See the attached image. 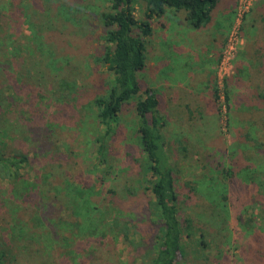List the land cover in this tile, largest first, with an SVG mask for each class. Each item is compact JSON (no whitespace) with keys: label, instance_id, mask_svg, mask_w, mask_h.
<instances>
[{"label":"trees","instance_id":"obj_1","mask_svg":"<svg viewBox=\"0 0 264 264\" xmlns=\"http://www.w3.org/2000/svg\"><path fill=\"white\" fill-rule=\"evenodd\" d=\"M216 2L108 0V8L97 13L103 28L101 39L104 49L91 61L104 68L106 79L103 81L102 92L95 94L91 101L95 120L103 133L94 137L97 163L91 166L89 172L107 164L109 139L125 111L130 110L135 119L134 132L141 153L140 158L135 159L138 191L127 187L126 197L119 198L112 187L94 191L95 184L101 187L104 185L106 175L113 176L110 171L102 175L97 173L94 181L88 185L84 182L82 186L74 183L72 178L76 164L67 166L59 182L53 181L50 171H35V177L27 173L26 168L31 167L32 160L27 151L20 147L19 138L32 139L37 130H43L45 113L39 104L50 93L49 100L62 103L57 105L56 110L64 108L71 98L69 95L73 98L79 96L85 82L75 78L67 83L65 78L68 76L64 70L57 77H51L52 84L49 87L56 89H51L53 92L48 89V93H44L48 86L45 85L46 79L44 82L43 79L50 76L45 69L44 73L40 71L37 74V79L41 80L39 87L36 83L27 84L29 67L22 70L16 66L8 53L5 54L3 46L4 38L10 32L9 22L17 16L16 9L9 14L0 9V183L6 189L0 191V264H86L88 255H100V241L106 235L101 227L109 215L113 231L125 246L132 247L134 255L140 258L139 264H185L188 256L185 241L193 238L198 231L196 242L199 248H207L203 240L206 237L213 244V230H222L227 218L224 202L227 187L230 184L236 185V172L232 167L225 171L221 169V177L217 182H214L213 177L202 179L201 182L188 180L184 183L185 189H178L174 168L164 148L159 98L152 88H143L137 76L146 66V39L152 33V20L160 18L167 9L182 10L187 25L191 29H200L209 23ZM59 6L66 13L64 17L69 19L67 12L70 8L65 4ZM136 11L140 13L138 19ZM42 45L48 50L49 58L46 60L50 67L59 59L58 53L51 43H39V46ZM74 69L80 72L78 65ZM15 73L20 75L24 84H16L11 80ZM60 77L63 81H57ZM215 81L212 91L214 101L217 98ZM22 92L25 96L22 94L23 100L18 103L14 96ZM49 122L52 125V120ZM50 134L48 142L44 141V145L36 144L37 148L34 149L37 154L55 152L50 156L54 158L58 154L55 146L58 136L54 131ZM34 142L39 143L38 140ZM185 143L186 140L176 143L182 156L187 155V145H183ZM199 168L204 169V166L199 165ZM245 169L250 173L258 170L251 166ZM243 174L242 179L251 185L255 184L264 196V180H257L251 175L249 177L244 171ZM213 189H220L216 199H213ZM100 193H103L101 202L91 199ZM125 203L137 207L136 219L121 218L126 212ZM55 205L64 215H52V207ZM216 209L225 213V220L219 227L213 221V217L218 218L220 214ZM43 216L49 221V234L51 232L57 246L51 254L44 250L40 240L42 232L39 228L46 224ZM95 259L92 264H107L102 256Z\"/></svg>","mask_w":264,"mask_h":264},{"label":"rangeland","instance_id":"obj_2","mask_svg":"<svg viewBox=\"0 0 264 264\" xmlns=\"http://www.w3.org/2000/svg\"><path fill=\"white\" fill-rule=\"evenodd\" d=\"M0 3V9L6 14L16 9L17 16H14L12 22H9L10 32L5 36L3 46L5 54L8 53L16 66L18 65L22 70L29 67L27 84L36 83L39 87L41 80L37 79V74L40 71L44 73L45 69L50 76L47 75L43 79V82L46 79L45 85L48 86L47 88L43 87L46 88L44 93H48V89H56L49 87L52 84L51 77H57L56 75L64 70L68 76L65 78L67 83H71L75 78L85 82L80 95L76 98L69 95L71 98L66 102L64 108L56 110L57 105L62 103L49 100L50 93L39 104L45 113V122L43 130H37L32 136V139L38 140L39 143L32 139L21 138V136L19 138L20 147L27 151L28 157L32 160L31 167L26 168L27 173L31 177H35V171H50L53 181L59 182L62 175L66 173L67 166L76 164L72 174L76 184L82 186V183L86 182L88 185L94 181V176L97 173L102 175L110 171L113 176L106 175L104 185L101 187L98 183L95 184L94 191L112 187L117 191L118 198L119 196L126 197L127 187L138 191L135 181L137 171L135 159L140 158L141 153L134 132L136 129L135 119L130 110L122 113L115 133L109 139L106 153L107 164L94 172H89L92 169L91 166L97 163L94 137L103 133V129L97 125L95 120V111L91 106V101L95 94L102 92L103 81L106 79L104 68L94 65L91 60L96 54L100 55L104 49L101 39L103 28L97 19V13L108 8V0H0ZM254 3L248 14L253 9ZM60 4H65L70 8L67 12L69 19L64 17L66 13L59 6ZM235 4H237V0ZM135 15L137 19L140 18L139 11H136ZM245 18L239 26L235 50L221 70L220 59L226 46L229 30L220 50L215 79L218 72L223 70L221 76L224 79L222 84L224 99L216 98L214 101L215 110L211 109L216 118L211 123L209 120L204 123L205 127L203 128L210 131L212 135L205 137L200 132L190 130L185 121L180 122L175 119H171L170 125L166 124L161 129L165 137L164 148L169 162L174 168L178 189H185L183 188L184 183L188 180L201 182L202 179L207 180L213 177L214 182H217L221 177V169L225 171L232 167L236 172V185L230 184L227 187L226 201L224 202L227 218L224 227L218 232L213 230V244L208 237L203 239L207 244L206 249H201L197 245L198 230L193 238L185 241L184 245L188 250L185 264H264V196L255 184L251 185L249 181L242 179L244 171L249 177L251 175L257 180H264V68L261 69L263 72L260 71L259 75L245 72L241 76L237 75L236 68L237 55L245 44L242 31ZM3 19L5 20V17ZM260 23L264 24V16ZM217 32L219 33L218 29ZM261 33L260 28L259 38H261V44L264 45V34ZM212 35L213 30L209 35L204 34L202 39H211ZM42 42L44 44L51 43L59 56L57 62L50 67L47 66L46 60L49 58L48 50L45 45L39 46V43L42 44ZM210 48L209 44L204 43L203 47L197 50L198 54L193 59L191 70L199 69L201 71V63L205 60ZM262 49L264 51V46ZM173 62L177 66L180 63L179 57H175ZM77 65L80 72L74 69V66ZM252 68L253 66L249 67V70ZM144 76V70L137 76L141 86L148 82L146 78H143ZM173 78L176 82L183 78L181 65L175 70ZM233 79L239 84L237 86L239 91L236 90L239 98L234 101L235 103L233 102L234 104L228 86V82ZM256 79L261 81L257 86L259 87L258 97L254 89L257 83ZM11 80L16 84H24L17 73L12 75ZM57 81L63 80L60 77L57 78ZM51 92L53 91L51 90ZM22 94L25 96L23 92L15 95L17 97L14 96L18 103L23 100ZM159 102L161 104L162 99H159ZM76 105L79 107L77 108ZM174 115L171 112L170 117L173 118ZM50 119L52 125L49 122ZM182 126H185V129L180 132L179 129ZM214 130L216 132H213ZM53 131L58 136L55 141L57 156L50 158L55 152L48 155L37 154L34 149L37 148L35 145H44V141L48 142V136ZM183 140L187 141L183 144L187 145V155L185 156H182L176 148V143ZM69 152H71L70 155ZM199 165L204 166V169H200ZM248 166L254 169L257 167L258 170L250 173L245 169ZM210 189L212 190V186ZM0 191H6L2 183H0ZM219 194L220 189H213V199H216ZM102 196L103 193H100L92 196L91 199L101 202ZM125 209V215L121 218L136 219L135 212L138 211L136 206L125 203ZM52 210V215H64L56 205L52 207ZM101 210L104 211V209ZM216 212L220 214L217 215L218 218L214 216L213 221L216 227H219L225 220V213L218 209ZM112 215L115 216L114 213ZM43 219L48 226L44 224L39 228V231L42 232L40 240L45 247L44 250L51 254L57 246L54 244L53 240L55 239L51 237V232L49 234L50 230L48 229L51 227L48 219L44 216ZM102 224L104 226L101 227V231H105L106 235L104 238H100V242H102L98 249L100 255H88L86 264L94 263L95 257L100 256L107 264H139L140 258L134 255L132 247L125 246L122 239L113 231L110 215L105 218ZM47 240L51 242L48 243ZM57 255L58 252H56Z\"/></svg>","mask_w":264,"mask_h":264},{"label":"crops","instance_id":"obj_3","mask_svg":"<svg viewBox=\"0 0 264 264\" xmlns=\"http://www.w3.org/2000/svg\"><path fill=\"white\" fill-rule=\"evenodd\" d=\"M216 1L209 23L200 29H191L187 25L182 10L167 9L160 18L151 21L152 33L146 39V66L143 77L148 82L142 87L152 88L158 98L162 99V103L159 102V114L163 128L166 124L170 125L171 119H175L180 122L185 121L190 130L200 132L205 137L212 135L210 131L203 128L204 123L208 120L211 123L216 118L213 110L211 111L213 108L215 110L212 93L215 69L236 5V0ZM263 16L264 0H256L242 27L245 44L236 58L238 76L244 75L245 72L259 75L261 69L264 68V54L262 53L264 45L261 44V38H259L260 28L261 34H264V24L260 23ZM211 30H213V37L203 40V35H209ZM204 43L209 44L211 48L201 63V71L191 70L190 66L198 54L197 50L202 48ZM175 57L180 59L177 66L173 62ZM179 65L183 71V78L176 82L173 76ZM251 66L253 68L249 70ZM256 82L254 89L258 97L259 87L257 86L261 81L256 79ZM238 85L235 79L228 82L232 103L239 98L236 93V90L239 91ZM171 112L175 114V117H170ZM184 129L185 126H182L179 131Z\"/></svg>","mask_w":264,"mask_h":264},{"label":"built area","instance_id":"obj_4","mask_svg":"<svg viewBox=\"0 0 264 264\" xmlns=\"http://www.w3.org/2000/svg\"><path fill=\"white\" fill-rule=\"evenodd\" d=\"M255 0H237L236 4V10L234 13L233 21L231 24V27L228 32V37L226 41V46L224 48V51L221 56L220 61V70L222 69L223 65L230 59L232 52L235 50L236 42L238 40L239 36V26L241 25L243 19L248 14L250 8L252 7V4ZM219 70V71H220ZM223 74V70L218 72V76L216 78V89H217V99H224V94L222 92L223 89V77L221 76Z\"/></svg>","mask_w":264,"mask_h":264}]
</instances>
